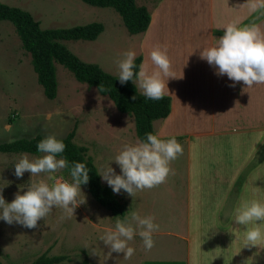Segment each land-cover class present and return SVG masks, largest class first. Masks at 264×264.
<instances>
[{
    "label": "rangeland",
    "instance_id": "obj_1",
    "mask_svg": "<svg viewBox=\"0 0 264 264\" xmlns=\"http://www.w3.org/2000/svg\"><path fill=\"white\" fill-rule=\"evenodd\" d=\"M0 2L29 12L42 29L101 23L103 31L94 41L69 40L63 41V44L82 62L95 64L104 73L118 76L115 61L122 59V54L126 51L135 52L136 57L142 56L143 45L140 44V40L144 32L141 34L127 32L120 16L112 8L93 7L80 0H0ZM159 3L160 0H136L138 6H144L148 10L157 9ZM259 13H264V8ZM187 22L190 23L189 20ZM185 30L189 31L191 27L188 26ZM153 38L154 43L148 42L150 49L147 46L146 69L149 73L155 70L150 60V52L157 46H161L162 50L166 48L173 75L172 78L163 79L166 85L176 87L174 67L180 40L174 42L175 36L169 31L157 32ZM179 63L177 61L176 68H179ZM55 70L57 96L54 100H48L42 94V87L36 81L30 57L22 50L13 26L5 21L0 22V142L19 138L29 139L37 135L64 138L74 130L73 142L87 148V155L92 159L98 173L109 165L119 175L120 168L114 162L115 156L125 144H134L137 141L133 119L118 112L107 96H102L96 89L76 81L62 66L55 64ZM135 85L139 93H142L136 82ZM178 122L181 128H191L186 118H179ZM163 124L162 120L153 122L155 133ZM157 135L161 137L162 134ZM186 136L188 137L183 135L176 138L182 145L183 154L170 162L172 172L164 183L151 189L137 191L132 197L123 190L119 194L113 193L124 203L127 211L123 217H119L121 221H130L131 213L136 212L142 217L153 216L154 223L159 225L156 232L164 233V237L168 236L166 232L170 234L180 232L178 226L183 222L184 210V180L180 162L184 160L187 142H191ZM262 143L264 134L249 161L260 160L262 151L258 149ZM22 154L0 153V194L6 203H11L17 192L22 195L32 183L45 181L52 184L55 179L72 182L64 169L52 174L53 180H49L48 173L31 176L28 172L18 179L14 175V164ZM42 155L44 154H28V157L32 160ZM262 165L264 162L260 164ZM253 166L249 165L247 169ZM260 166H255L246 175L239 196L250 175ZM100 181L102 185L109 187L101 176ZM235 181L231 186L229 208L233 207L236 198L235 191L232 190ZM80 190L82 195L78 199L81 201L84 199V203L75 209L73 216L66 215L60 207H53L49 215L37 222L34 229L16 223L9 225L0 220V263L30 264L42 254H46L48 257H64L56 264H146L148 257L152 258L150 260H160L172 252L168 247H172L170 243L173 240L166 241V238L159 239L157 236L154 247L145 253L142 239L136 235L128 242V246L135 249L130 259H124L123 253L113 252L109 256L110 249L100 237L107 229H114L117 217L99 206L84 187L80 186ZM151 254L158 256L154 257Z\"/></svg>",
    "mask_w": 264,
    "mask_h": 264
},
{
    "label": "crops",
    "instance_id": "obj_2",
    "mask_svg": "<svg viewBox=\"0 0 264 264\" xmlns=\"http://www.w3.org/2000/svg\"><path fill=\"white\" fill-rule=\"evenodd\" d=\"M251 2L160 0L157 9H147L150 23L140 40L141 65L146 68L148 42L154 43L157 32L169 31L174 42L180 40L174 67L176 87L167 84L165 92L170 114L155 134H162L158 137L162 140L188 135L191 142L180 162L184 180L180 232H166L167 237L154 232L153 240L157 236L173 240L168 247L172 252L160 260L145 258L146 264H264V242L245 246V226L234 222L235 210L243 202L264 203V165L250 175L239 199L228 207L231 186L264 134V84L247 88L242 82L234 83L226 75H216V68L199 57L203 48L216 44L229 24H254L264 35V13H259L262 8L251 10ZM188 26L189 31L185 30ZM179 118L188 119L191 128H181ZM260 223L264 230V222Z\"/></svg>",
    "mask_w": 264,
    "mask_h": 264
},
{
    "label": "clouds",
    "instance_id": "obj_3",
    "mask_svg": "<svg viewBox=\"0 0 264 264\" xmlns=\"http://www.w3.org/2000/svg\"><path fill=\"white\" fill-rule=\"evenodd\" d=\"M264 8V0H252L251 10ZM223 35L216 39V44L203 48L200 59L216 68V75L227 76L230 81L242 82L247 88L255 84H264V35L256 25L238 27L229 24L223 29ZM150 60L154 71L149 73L141 65L139 72H134L136 53L126 51L122 59L115 61L118 68V80L121 85L128 81L135 82L142 90L143 95L149 100L163 99L168 92L163 77L172 78L171 61L166 48L155 47L150 52ZM136 96L132 97L134 101ZM145 139H138L134 144H125L114 162L120 168L117 175L109 165L100 171L103 181L112 189L114 194L121 190L129 196H134L137 191L154 188L164 183L172 172L170 162L183 154V148L175 137L162 140L157 135L145 133ZM65 144L49 135L37 144V151L44 155L29 159L28 154H22L14 164V175L19 179L25 172L31 176L48 173L49 180L59 170L69 169L72 182L55 179L52 184L45 181L32 183L21 195L17 192L11 203H6L0 194V220L12 225L19 224L28 229L37 227V222L44 219L53 207H60L68 216H73L75 209L83 201L78 197L82 195L80 186L89 181V168L85 163L69 161L61 154L65 151ZM57 156L61 158L57 159ZM153 216H140L131 213L129 220L116 219L114 229H107L100 240L110 249L111 253H123L124 259H130L135 249L128 246L134 236L142 239L145 251H150L155 242L152 234L159 230V225L154 223ZM234 222L245 226V246L258 247L264 242V203L258 200L243 202L236 210ZM253 227H247L248 225Z\"/></svg>",
    "mask_w": 264,
    "mask_h": 264
},
{
    "label": "trees",
    "instance_id": "obj_4",
    "mask_svg": "<svg viewBox=\"0 0 264 264\" xmlns=\"http://www.w3.org/2000/svg\"><path fill=\"white\" fill-rule=\"evenodd\" d=\"M83 3L99 8H112L121 18L123 26L130 34H141L146 31L150 23V14L146 7L138 6L136 0H80ZM8 22L17 35L22 50L30 57V64L36 75V81L41 85L42 94L48 100H54L57 96V79L55 64L68 70L74 79L80 83L94 88L102 95L107 96L115 109L130 116L134 121V130L137 140H144L145 133L155 134L153 122L165 120L170 114V98L163 97L160 100H149L139 93L135 86V77L121 85L118 76H113L99 68L95 64L82 62L63 44V41H94L103 31V25L92 22L68 28L42 29L38 21L31 14L17 7H11L0 2V22ZM134 72H139L142 56L139 55L134 61ZM136 96L133 101L132 97ZM156 135V134H155ZM74 130L64 138H56L65 144V151L61 154L69 161L85 163L89 168V181L82 184L93 200L102 208L109 211L112 216L123 217L127 211L124 203L113 194L109 187L102 185L100 175L93 161L87 155V148L73 142ZM45 137L40 135L32 138H19L0 143V153L4 154H39L37 144ZM262 151L259 161L251 162L240 172L232 190L235 191L237 200L246 175L255 166L264 162V143L258 149ZM263 156V157H262ZM57 158H61L57 156ZM249 165H255L247 169ZM67 175L69 169H64ZM64 257L42 254L30 264H56ZM1 264V263H0Z\"/></svg>",
    "mask_w": 264,
    "mask_h": 264
}]
</instances>
